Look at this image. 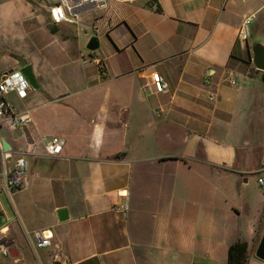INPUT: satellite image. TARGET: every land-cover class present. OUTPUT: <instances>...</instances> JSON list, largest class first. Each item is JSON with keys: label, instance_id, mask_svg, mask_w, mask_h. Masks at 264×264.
<instances>
[{"label": "crops", "instance_id": "1", "mask_svg": "<svg viewBox=\"0 0 264 264\" xmlns=\"http://www.w3.org/2000/svg\"><path fill=\"white\" fill-rule=\"evenodd\" d=\"M26 16L30 29L20 31L33 36H15L7 49L0 44V79L32 65L39 85L24 99L6 96L32 121L0 127L12 130L0 136L10 146L5 170L22 153L29 163L24 188L0 200V264L181 263L176 254L157 261L145 244L135 245L131 226H144L138 200L151 198L142 194L144 181L170 164L199 168L200 178L201 167L231 168L244 185L264 168V76L249 62L254 41L264 42V0H108L107 8L81 15L76 36L60 33L51 0H0V30ZM247 18L242 49L237 36ZM82 33L99 40L97 51H83ZM154 72L168 82L165 92L153 89ZM54 136L66 141L56 156L44 146ZM3 193L0 174V199ZM259 204L248 239L239 231L234 241L249 244L247 264H264L255 255L264 192ZM62 208L68 220L60 221ZM244 209L235 207L239 215ZM41 232L51 246L39 245ZM195 258L180 257L184 264Z\"/></svg>", "mask_w": 264, "mask_h": 264}, {"label": "rangeland", "instance_id": "2", "mask_svg": "<svg viewBox=\"0 0 264 264\" xmlns=\"http://www.w3.org/2000/svg\"><path fill=\"white\" fill-rule=\"evenodd\" d=\"M44 4L47 5V2ZM29 6L36 15L42 14L39 7L42 4L33 3ZM28 20L29 17L26 16L21 25L16 24L15 29H1L0 44L7 49L8 44L15 41V36L20 39L24 34L31 38L33 34L29 33L30 31H20V28L24 27L30 29ZM78 29L76 22H64L59 25L60 33L71 32L73 36L77 35ZM82 34L81 46L83 51L87 52L90 35ZM253 40L254 38L251 41ZM4 55L8 54L3 52L1 56ZM23 63L21 60V65L17 68L24 67ZM259 73L264 76L263 72ZM11 132V129H3L0 136ZM259 137L264 138V133ZM160 169L161 172L154 170L155 173L144 181L142 194H149L151 198L138 200V203L142 202L141 209H138L141 213L140 222L144 226H131L132 233L138 234L135 245L145 244L144 251L156 255L157 261L176 254L177 260H181L178 264H184L180 257L185 254L188 261L196 257L195 264H199L200 259L205 264H227L228 250L238 237V232L240 231L243 239H248L251 222L260 213L259 198L263 192L257 183L258 174L250 176V182L244 185L237 183L231 168L223 171L211 165L201 167L202 172H205L201 178L196 173V170L200 169L195 167L191 171L189 167L178 171L170 164ZM2 172L0 157V174ZM239 189H243L241 195ZM7 195L5 192L1 196L2 203L8 202ZM249 197L253 199L251 202ZM236 206L241 209L245 207L241 215L235 211ZM156 264L163 263L159 261Z\"/></svg>", "mask_w": 264, "mask_h": 264}, {"label": "built area", "instance_id": "3", "mask_svg": "<svg viewBox=\"0 0 264 264\" xmlns=\"http://www.w3.org/2000/svg\"><path fill=\"white\" fill-rule=\"evenodd\" d=\"M132 0H118V2L126 3ZM108 7V0H51V18L57 23L63 22H76L80 23L81 15L93 8L105 9ZM152 7L158 9L157 4L152 3ZM251 18L243 21L238 31V43L242 49H245L250 38L249 25ZM152 87L156 92H165L169 88V84L159 72L152 74ZM33 91V87L27 76L21 70H13L5 73L0 79V127L7 124L9 128H24L27 127L32 119L29 112H19L13 103L6 99V96L15 93L21 99L28 97ZM66 141L63 138L54 136L44 141L46 152L49 155H60ZM5 150L0 141V156L2 158L4 179V190L10 195L12 192L24 188L27 180V173L29 163L26 158L27 154L22 153L15 161L11 170H5ZM8 155H6L7 157ZM258 185L264 192V168L258 174ZM120 210V207L116 208ZM124 210L128 209V204L123 207ZM2 231V229H1ZM36 238L40 246H51V238L44 233H36ZM1 252L4 256H8L9 252L6 248H2Z\"/></svg>", "mask_w": 264, "mask_h": 264}, {"label": "water", "instance_id": "4", "mask_svg": "<svg viewBox=\"0 0 264 264\" xmlns=\"http://www.w3.org/2000/svg\"><path fill=\"white\" fill-rule=\"evenodd\" d=\"M99 47H100L99 40L96 37L92 38L87 45V49L91 52L97 51L99 49ZM251 61L257 70L264 72V42H263V38H258L254 41L253 47H252ZM21 71L27 76L32 87L34 89L38 90L39 85H38L37 79L33 73V66L27 65L24 68H22ZM2 144H3V148L5 151L10 150V146L7 144V142L5 140L2 142ZM58 216H59L60 221L68 220L69 219L68 210L66 208L60 209L58 211ZM255 255L259 260L264 262V232H263L261 240L257 246Z\"/></svg>", "mask_w": 264, "mask_h": 264}, {"label": "trees", "instance_id": "5", "mask_svg": "<svg viewBox=\"0 0 264 264\" xmlns=\"http://www.w3.org/2000/svg\"><path fill=\"white\" fill-rule=\"evenodd\" d=\"M249 62L251 63V54H249ZM248 259L249 244L246 241L239 240L230 246L227 264H247Z\"/></svg>", "mask_w": 264, "mask_h": 264}]
</instances>
